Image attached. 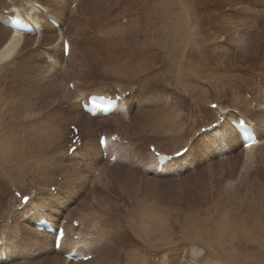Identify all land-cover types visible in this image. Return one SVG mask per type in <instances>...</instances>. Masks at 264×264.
<instances>
[{
    "label": "rangeland",
    "instance_id": "1",
    "mask_svg": "<svg viewBox=\"0 0 264 264\" xmlns=\"http://www.w3.org/2000/svg\"><path fill=\"white\" fill-rule=\"evenodd\" d=\"M117 1L84 2L90 3L86 6L88 10V7H93L97 11L91 14L82 11L78 17L81 22L87 23L89 17L92 21L98 11H102L100 16L105 15V19L99 25L88 22L90 25L87 29H90L88 33L91 35L78 39L75 55V58L85 60L81 68L74 58L71 60L75 63L69 78L75 81L76 72L84 75L79 78V87L87 93L105 89L111 95L124 92L122 97L125 104L133 106L129 119L121 117L124 112L120 113V109L117 110L118 114L110 118L94 120L91 117V124L78 116L74 112L76 104L63 94L60 79L49 77L43 69L45 63H49L47 56L56 57L48 47L37 46L36 51L20 49L13 58L0 65V133L7 132L16 138L15 143L23 154H11L8 165L0 162V212L3 209V213H0V230L10 229L6 225L7 219L12 223L16 216L22 219L25 208L21 211L16 208L21 205L23 197L33 202L34 207L41 206L42 213L54 220L63 217V221H66L64 218L70 221L74 212L77 213L66 229L67 238L60 251H52L50 240L33 233V219L25 216L26 231L22 235L26 239L20 242L21 247L17 244L18 240L15 243L19 248L16 259L3 264H84L66 262L63 254L72 248H76L77 252L92 253L93 264H124L126 251L137 249V246L128 248L130 240L144 244L149 253L157 252L159 260L165 253L167 259H172L174 255L178 259L179 256L178 262L183 264L184 248L188 242L182 241L181 238L187 237L181 235L188 230L184 219L189 211L193 214V210L202 207L204 202L221 201L224 196L230 203L234 198L238 201L235 202V208L239 210L234 209V213L245 215L259 207L254 213L259 215L261 210L264 215V144L256 147L248 163L238 139L229 148L220 147L221 150H215L214 154L211 150L210 155L206 153L204 146L202 150L193 151L195 143L205 138L200 129L212 122H219L218 113L212 110L215 106L233 120L236 114L249 117L259 126L258 139L264 141V111H259L257 107L264 99V0H200L199 4L190 6L183 0L188 15L197 11L202 23L203 32L199 34V41L193 39V32V36L186 40V46L192 42L191 45L201 49L203 58L200 56L198 61L184 49L185 44L180 46L182 52L176 53L177 48L171 42L168 31L158 33L157 27L147 22L150 13L142 7L143 1ZM9 2L0 0V8ZM95 3L100 5L92 6ZM68 8L73 9L74 5L67 7L65 14L69 12ZM1 27L6 29L2 23ZM62 28L65 30V26ZM95 30L99 32L97 36L96 32L91 33ZM98 39H109L108 48L100 44ZM96 44L104 46L109 53L100 52ZM83 47H86V51L82 52L79 48ZM41 52L42 58L39 56ZM139 54L143 57H139ZM60 56L57 52L58 59ZM189 61L194 67L188 66ZM65 62L61 57V64ZM196 62L203 65L196 67ZM143 66H148V69L126 78H120L116 72L119 67L130 71ZM78 98L80 102L85 100V94ZM71 103L74 108L70 106ZM142 113H157L158 117L153 118L154 115L150 114V118L144 119ZM77 116L78 120L91 126L90 132L95 135V140L99 133L110 130L121 137L120 142L113 141L119 146H112L107 152L101 150V156L95 149H89L90 153L83 155L85 158L75 155L80 151L86 154L83 148L69 152L72 148L70 132L74 127L70 124ZM81 132L77 136L78 141L83 143L85 136ZM3 135L0 134L1 142L4 140ZM205 141H209V138ZM184 149H189L187 159L184 158L180 166H173L166 175L154 173L153 152L179 153ZM0 150V155L5 157L7 153L2 145ZM109 155L112 156L108 159ZM134 181L143 188L148 187L152 196H147L145 190L136 192L137 184ZM50 186L57 187L59 193L65 196L63 201L51 194ZM127 190L137 200L135 205V201L128 199ZM139 197L143 198L140 200L148 198L155 202L157 210L160 215L165 214L164 217L150 223L143 216H135ZM40 200H43L44 205L38 204ZM231 211L232 208L225 209L226 213ZM170 214L175 215L174 223L169 221ZM158 226L167 227L171 238L159 239ZM174 226L177 230H174ZM190 235L196 237L195 234ZM74 236L78 239L74 240ZM0 240L5 241L1 237ZM197 241L211 246L206 237L198 238ZM139 255L141 262H147L142 254ZM159 260L150 257L146 264H157Z\"/></svg>",
    "mask_w": 264,
    "mask_h": 264
},
{
    "label": "bare ground",
    "instance_id": "2",
    "mask_svg": "<svg viewBox=\"0 0 264 264\" xmlns=\"http://www.w3.org/2000/svg\"><path fill=\"white\" fill-rule=\"evenodd\" d=\"M10 1L11 2H9L8 5L0 8V11L1 10L5 11V12L4 11L0 12V23L9 24V21L7 19L16 18V19L22 20L23 22H27L32 27L38 28V30L40 31V34L35 35L34 37H31V35L22 34L20 32L12 31L7 27H6V29L1 27L2 29L0 28L1 29L0 32L2 33V37L0 36L1 37L0 38L1 39L0 40V65L5 63L6 61L10 60L11 58H13V56L20 49L25 50V49L30 48V50L34 51L35 49H37V46L48 47V50L50 52H53L54 56H56V57H54L55 58L54 59L50 56H47L49 63L48 64L45 63V66L44 67L42 66V67H43V69L45 68V70H46L45 72H47V74L50 75V76L48 75L49 77L53 76V77H57L56 78L57 80H58V78L60 79V85L62 86L63 94H64V96L69 97L72 100V103L76 104L75 108H74L72 103L70 104V106L72 105V108H74V112L77 113L78 116L84 118L85 120H87L89 122L90 120L91 121L93 120V119H91V117H94V120L102 119V118L106 119V118L113 117L116 114H118L117 110L120 109V111H121L120 113L124 112V114H122L121 117L128 118V116L132 112L133 106L132 105L127 106V104H125L124 99L122 97V96H124V92L119 91V92H115L114 94L111 95L107 91V89H105L102 91L87 93L85 89H84V91H81L80 90L81 87H79V85H80L79 84V78L83 77L84 75H80L79 72H76V76L74 77L75 81H74V79L73 80L70 79L71 78L70 75H72V74H70V73H72V66L75 63V62H72L71 60L74 58L76 60L77 64H79L80 68L82 67V63L85 60V59L75 58V55L77 52V41L80 38L85 39V37L87 35H91L88 33V31L90 29H87L88 26L90 25L88 22H92L91 25L92 24H98L99 25L100 24L99 22H102V20L105 19V15L100 16L102 11H98L97 14H94L92 21H91V17H89L88 22L86 23V22H81L78 18L79 16L82 15V11L86 12V13H90V14L96 13V11H97L96 9H93V7H88L89 10L87 9L86 6L89 5L90 3L87 2L86 4H84V2L88 1V0H10ZM141 1L144 2V3H142V7L144 9H146L148 13H150L147 22L151 23L152 26H156L157 27L156 31H158V33H163L166 30L168 31L170 38L172 39L171 42L174 43L173 44L174 47L177 48L176 53L182 52L181 51L182 48H180V46L185 44L186 48H184V49H186V50H188V52H190L191 57H193V58L195 57L196 60L200 56L202 57V53L200 51L201 49H198L193 44L191 45L192 42H190L186 46V40L189 39V37L193 36V35H191V32L194 33L193 39H195V41H197V42L200 39L199 34H201L203 32L202 31V23H200L201 20L198 16L197 11H195L196 9L193 10V12L195 11L194 14L189 16L186 8L183 5V0H141ZM185 1L187 2L188 6H190L191 4H195V3L199 4L200 0H185ZM117 2H120V0H118ZM72 5H74V8L73 9L68 8L69 12L67 14H65L67 7L72 6ZM99 5H100L99 3H95L92 6H99ZM140 5L141 4H139V6ZM175 5L177 6V9L174 8ZM197 6H199V5H197ZM112 8H114V7H112ZM143 8H141V9H143ZM47 10L52 15L50 13H48ZM198 10H200V9H198ZM85 15H87V14H85ZM97 17H99L98 20H96ZM49 19L55 21V23L57 24V27H56V24L51 23V21H49ZM63 26H65V30H63V28H62ZM95 28H96V26H95ZM84 31H85V34L83 36ZM94 32H96V36L99 34V32L97 30L92 31L91 33L93 34ZM102 36H104V35H102ZM105 37H106V35H105ZM108 37H109V34H108ZM63 39L68 40L70 43L69 52L65 58L63 57V49H64ZM191 39L192 38H190V40ZM108 41H109V39H108ZM108 41L106 39H101V40H99V43L108 48V43H109ZM104 46L101 47V46L97 45L100 52L101 51H107V53H109V51ZM94 48H93V50H94ZM79 50L82 52L86 51V47L79 48ZM42 52L39 55L40 57L43 54ZM57 52H59L61 55L60 59L57 58ZM90 52H92V51H90ZM97 53H98V51H97ZM137 53H141V52L138 51ZM183 53H185V50L183 51ZM186 53H187V51H186ZM139 55H140L139 57H143L142 54H139ZM190 55H188V56H190ZM61 57H62V60L66 61L64 65L61 64ZM133 57H135V56H133ZM139 59L141 60V58H139ZM184 60H186V59H184ZM198 60H200V59H198ZM144 62H146V61H144ZM149 63H153V61H149ZM175 64H177V63H175ZM185 64H187V63H185ZM190 64H193V63L189 61V65L188 64L187 65L190 67H194ZM198 64L196 62V65H197L196 67H199V68L201 67V65H203V64H200V62ZM139 66H140V64H139ZM147 69H148V66H145V67L143 66V67H139V68H135V69H130V71H127V70H125L123 68L121 69V67H119L116 69V72L120 78H126L129 75H134L138 71L142 72V71L147 70ZM188 71L189 70L186 69V73H188ZM59 72H60V75H59ZM181 74H182V72H181ZM49 77H47V78L49 79ZM181 77L183 78V76H181ZM45 79H46V76H45ZM48 82H50V81H48ZM52 82L56 83L57 81L53 80ZM117 82H119V81H117ZM115 83H116V81H115ZM52 84H50V86ZM69 84H72V86H73L72 90L69 89V87H68ZM57 85H59V84H57ZM55 88H57V87H55ZM54 93H56V92H54ZM81 94H85V102H84L85 104H87L88 97L91 94H103L104 96L118 95V96H120V100L118 102L117 108L112 113H110L106 116L101 115L100 113H97L96 115L91 116V115L83 112L80 105H79L80 100H78L79 99L78 97L81 96ZM58 95H59V93H58ZM1 96L2 95H0V98H1ZM155 105H157V104H155ZM0 106H1V101H0ZM244 107H245V105H244ZM257 107H259L258 108L259 111H264V99ZM212 110L214 112L218 113L219 122L218 121L212 122L211 124L204 126L200 129V130H203L204 133H202V137H205V138H202L201 141H199L200 143L199 142L195 143V145H194L195 147H193V151L196 150V152H197L199 150H202V146H204L206 153H209V150H211V153L214 154L215 150H221L220 147L229 148V146L233 145L237 141V139H238L239 145L242 146L243 144H242L241 138L239 137V134L236 133L234 128L231 126V122H234L235 124H237L238 123V117H241L242 120L244 121V124L247 125L248 128L250 129V132L256 141L255 144L246 145V146L244 145V147L242 146V150L245 154L246 162L248 163V160L249 161L251 160V158L254 154V151H256V147L264 144V141H262L261 139H258L260 135H259V132L257 130V127H259V126H257V123H254L253 120H251L249 117L245 116L244 114H236L235 120H233V119L227 117V115H226L227 113L225 111H222L220 108H218L216 106L214 108H212ZM150 114L152 116L154 115L153 118L158 117L157 113H150ZM149 115H148V113H142V116H144L143 117L144 119H146ZM78 116L76 118L72 119L73 122L70 125H73L77 129L78 135H80L79 133L81 132V129H82L85 138L83 139V143L81 142V140H79L74 146H76L75 150H81L83 148L84 150H82V151L87 152V153L85 154V153H82L80 151V152H77L75 155L87 156L90 153L89 149L90 150L95 149V151L97 153H99L100 156L103 155L101 152V149L99 148V144H98L99 136L102 134L105 136V149L103 150V152L110 151L112 146H119L117 144H114L116 141L113 142V140H117L118 142H120L122 140L121 137H118V135L116 136V135L112 134L110 132V130H106V131H103L102 133H99L96 136V140H95V135L93 136V134H91V132H90L91 126L88 124H87L88 125L87 126L85 123L78 120V118H79ZM121 117H119V118H121ZM149 118H150V116H149ZM144 122H146V121H144ZM262 122L264 124V120ZM53 129H54V127H53ZM178 129H180V131L182 130L179 127H178ZM79 130H80V132H79ZM6 133L7 132H3V133L1 132L0 133L1 135L4 134L3 135L4 136L3 142H1V140H0V149H1V145H2L4 147V150L7 153V154H4L5 157L3 156V154L0 155V157L3 156V159H1L0 162L8 165L11 154L12 155L13 154L23 155V154L20 150V147L15 143L16 138H12L11 134L9 135V133H7V135H6ZM177 134H178V132H177ZM177 134H175V135H177ZM178 135H180V133ZM3 136H2V138H3ZM88 136H91V138H89ZM81 137H83V136H81ZM86 137L89 139L87 140ZM207 138H209V141L206 142L205 139H207ZM6 139H7V141H6ZM95 143H96V145H95ZM188 150L189 149H184L183 151H180V152H182V154H180V152L179 153H176V152L165 153L163 151L153 152L152 160H154V168H155V169L153 168L154 173L156 175H163V174L166 175V174H168V170L171 169L173 166H180V164L184 160V158L187 159L186 154L188 153ZM0 152H1V150H0ZM2 152H4V151H2ZM97 153H96V155H97ZM159 154L171 156V160L169 162H167L164 166H162V169H160L159 172H157V171L155 172V170L157 169V155H159ZM209 155H210V153H209ZM92 156H94V155H92ZM105 156H106V154H105ZM111 156L109 155L107 158L109 159ZM88 160H90V159H88ZM246 162H244V163H246ZM103 172L104 171L102 170V173ZM1 173H2V171H1ZM134 184H137V183L134 181ZM147 188H143L139 184H137V188L135 189V191L138 192V191L145 190V191H147V193H146L147 196L151 197L152 193L149 192ZM236 188H235V190H236ZM221 189L219 187L220 191H221ZM122 191L124 192L123 188H122ZM55 195H57L59 197L58 199L61 201H63L62 199L65 197L62 193H57ZM127 196L129 197L128 199L135 201V203H134V205H135L137 200L132 198L131 193L129 191L127 193ZM228 197H230V195ZM125 198H127V197H125ZM221 198H222L221 201L220 200H214V201L204 202L202 207H199L198 209L193 210V214H190L189 213L190 211H189L188 215L185 216L184 223L187 226L188 230H186V233L184 235L180 234L182 237H185V235H186L187 238H181V237L180 238L182 239V241L186 240L188 242L187 247L184 248L185 249V252H184L185 260H184L183 264H264V215H263V213H261V210L259 211L261 213V214L259 213V215H257V213H254V210H259L258 209L259 207L257 209L252 208L253 212L251 211L252 213H248L245 215L237 214L239 212L234 213V209L237 210L236 209L237 206L235 205L236 204L235 202H238V201H236L235 198L232 199L230 197V199L233 200V201L231 200V203H230V201L228 199L226 201L224 196H222ZM140 199H143V198L139 197L138 205H137L136 209L134 210L135 216H139V217L143 216L150 223L158 222L160 219H162L164 217L165 214L162 213V215H160V212L157 210V208L155 206V202H152L148 198L144 199V200H140ZM40 201L41 202H39L38 204H43V200H40ZM61 201H59V203H61ZM210 202H213L214 204H208ZM240 203H241V201H240ZM21 204H23V206L25 208V211L22 212V215L20 213V215L22 216V219L20 220L16 216L14 223H12V221L9 222L8 219H7L8 221L5 219L6 225H8L7 227L8 228L10 227V229L7 230V228H4L3 229L4 231L0 230V237L5 240V241L0 240V259H1L0 264L10 262L12 259H14L16 257L17 252H18L17 249H19L18 246L15 244L17 242V240L19 241V243H17L18 245L21 244L20 242L25 241L26 238H25V236L23 237V235H22L26 231V227H25L26 224L24 222L25 216H28L30 219H33V222L31 224V226L35 230L33 233L41 235L43 238H47V240H50V243L52 244L51 249H52V251L53 250L55 251V248L53 247V242L55 239L56 230H57L60 222L62 221L63 217H60L59 219L54 220L50 215H48V214L44 215L42 213L43 208L41 206L34 207L33 202H30L29 200L26 203H21ZM235 206H236V208H235ZM242 206H245V205H242ZM18 207L19 206H17V208ZM54 207H55V205H54ZM226 208H229V209L232 208L233 211H231L230 213H226L227 212V210L225 212ZM56 209H58V208H56ZM2 210H1V212L3 213ZM238 210H239V208H238ZM240 211H242V210H240ZM45 212H47V211H45ZM68 212H71V211L68 210ZM75 214H77V213L74 212V215L70 221H67V218H64L66 220V225L64 226L63 237L60 239V242H59L58 251L62 250V248H63V245H64L66 238H67V234L65 235L66 229L74 221L73 218L75 217ZM40 220H45L49 224V226L51 227V230L53 231V233L49 232V230L37 231L36 230L37 229L36 223L40 222ZM169 221L171 223L175 222V215L174 214H170ZM9 223L11 224L10 226H9ZM176 226L173 227L174 230H177ZM11 227H12V229H11ZM108 228H110V227H108ZM0 229H1V227H0ZM28 230H29V228H28ZM18 233H20V234H18ZM107 233L109 234V232H107ZM191 233L195 234L196 237H191V235H190ZM26 234H28V233H26ZM24 235H25V233H24ZM157 236L159 237V239L163 238V240H167L168 238H171L169 235V230L165 226H158L157 227ZM205 237L207 238L208 242L211 244L210 247H208L209 245L207 246L206 243L204 244L201 241H197L198 238H205ZM28 238H29V236H28ZM132 238L134 239V237H132ZM87 239H89V238L87 237ZM74 240H77V238H74ZM129 240H130V238H129ZM33 242H34V240H33ZM135 242H136L135 240L132 242H131V240L129 241L130 244L128 245V248H135L137 246L136 247L137 249L134 250L135 252L133 250L126 251V262L124 260V264H146L150 257H155L157 261L159 260V257L157 256V254H158L157 252L153 251V252L149 253L144 248V244L139 243V242L135 243ZM12 243H14V244H12ZM13 245H15L16 248L13 247ZM19 247H21V245H19ZM173 248L178 249L177 247H173ZM205 249H207V251H204ZM157 250H159V251H161V253H163V250L161 248L158 249V247H157ZM202 251H204V254H202ZM139 254H142L143 257H145L144 260L146 259L147 262H145V261L141 262ZM66 255H83L84 257L92 255L91 258L86 260V261L85 260L83 261L81 259L80 260H73V261H72V259H70V260L67 259L66 262L67 263L80 262V263H84V264L85 263L93 264L94 255L90 252H85V253L77 252L76 248H72L69 252L64 253L63 257L65 258ZM166 256H165V253H163L162 257L160 256L161 258L157 264H174V262H178V260H179V256L177 257L178 259H175V256H177V255H174V257L172 259H167ZM169 257H172V255L169 254ZM97 259L98 258H96V260ZM64 262H65V260H64ZM89 262H91V263H89ZM178 264H179V262H178Z\"/></svg>",
    "mask_w": 264,
    "mask_h": 264
},
{
    "label": "built area",
    "instance_id": "3",
    "mask_svg": "<svg viewBox=\"0 0 264 264\" xmlns=\"http://www.w3.org/2000/svg\"><path fill=\"white\" fill-rule=\"evenodd\" d=\"M49 191L51 192V194L55 195L57 193H59L58 188L55 186H51L49 187ZM23 204H21L18 208H16L18 211H21L23 209ZM74 238H77V236H74ZM78 239V238H77ZM67 259V258H66Z\"/></svg>",
    "mask_w": 264,
    "mask_h": 264
},
{
    "label": "water",
    "instance_id": "4",
    "mask_svg": "<svg viewBox=\"0 0 264 264\" xmlns=\"http://www.w3.org/2000/svg\"><path fill=\"white\" fill-rule=\"evenodd\" d=\"M241 131L244 132V129H241ZM247 135L249 136L248 138L251 139L252 142H254L253 137H252L249 133H247L246 136H247ZM247 144H251V143H247ZM180 154H182V152H180ZM27 199H28L27 197H23V198H22V203H26V202L28 201ZM70 257L73 258V259H76V258H77V257H75V256H73V255H71Z\"/></svg>",
    "mask_w": 264,
    "mask_h": 264
}]
</instances>
